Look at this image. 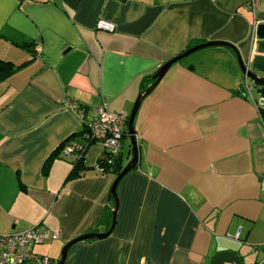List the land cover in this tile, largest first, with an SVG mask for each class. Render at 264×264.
Listing matches in <instances>:
<instances>
[{
    "label": "crops",
    "instance_id": "0c3cea01",
    "mask_svg": "<svg viewBox=\"0 0 264 264\" xmlns=\"http://www.w3.org/2000/svg\"><path fill=\"white\" fill-rule=\"evenodd\" d=\"M246 2L0 0V60L18 67L0 82V235L38 228L32 253L58 264L71 240L107 232L115 177L96 168L101 145L74 179L64 146L50 156L84 144L97 108L129 116L144 78L193 46L224 42L248 60L264 8ZM244 80L227 47L169 68L135 115L111 234L73 245L65 264H264V128Z\"/></svg>",
    "mask_w": 264,
    "mask_h": 264
},
{
    "label": "built area",
    "instance_id": "2783aa9c",
    "mask_svg": "<svg viewBox=\"0 0 264 264\" xmlns=\"http://www.w3.org/2000/svg\"><path fill=\"white\" fill-rule=\"evenodd\" d=\"M246 6L252 12L258 8H264V0H247ZM96 30L112 33L114 28L111 24L98 20L95 25ZM246 95L257 111L258 118L264 128V98L259 100L252 98V90L246 82L243 83ZM78 115L82 116V111L76 107L68 105ZM128 115L123 112H111L105 106L96 109L95 117L85 125V134L83 137L84 144L71 143L62 148L64 156H74L76 159L84 158L88 145L98 143L101 145L103 152L99 157L100 161H106L120 153L121 143L127 133ZM99 170V169H97ZM100 171V170H99ZM101 172V171H100ZM260 187L264 190V175L259 180ZM239 232L235 238H238ZM57 234H53L55 239ZM44 241V235L38 228H31L20 233L0 235V264H53L46 257H40L32 253L31 248L36 244Z\"/></svg>",
    "mask_w": 264,
    "mask_h": 264
},
{
    "label": "water",
    "instance_id": "95a60500",
    "mask_svg": "<svg viewBox=\"0 0 264 264\" xmlns=\"http://www.w3.org/2000/svg\"><path fill=\"white\" fill-rule=\"evenodd\" d=\"M209 47L231 48L236 54L237 65H238V68L241 74L248 81L252 83L253 88H259L257 92L264 98V25L263 24L258 25L255 29V40L253 41L252 46H251V49L254 51V54L251 55L246 61H243L241 59L237 50L230 44H227L224 42H207V43L196 45V46H193L187 49L183 53L173 57L172 59L167 61L165 64L160 66L158 70L154 73V75L152 76V79L154 82L150 86H148L146 89H144L142 92L139 93L131 109V112L128 116L126 136L128 137L129 144L131 146L132 157L130 161L123 167L119 175L114 179L111 185V188L109 190V196L113 199V202H114V208L111 212L112 221H111V225L109 229L105 233L84 234L68 242L61 250L60 259L58 261V264H65L68 250L73 245L79 242L87 241V240H102V239L107 238L111 234L115 226L116 212L118 208V199L116 196L117 185L121 181V179L135 167L136 160H137L135 132L133 129V122H134V118L138 111L141 101L143 100V98L148 96L153 91V89L158 85V83L161 81V79L164 77V75L167 73V71L173 64L179 62L183 58L189 56L190 54L196 51L209 48Z\"/></svg>",
    "mask_w": 264,
    "mask_h": 264
},
{
    "label": "trees",
    "instance_id": "16d2710c",
    "mask_svg": "<svg viewBox=\"0 0 264 264\" xmlns=\"http://www.w3.org/2000/svg\"><path fill=\"white\" fill-rule=\"evenodd\" d=\"M18 67H16L14 64L10 62H6L3 60H0V82L8 79L12 74L15 73ZM152 76L144 78V81L142 82L141 86V92L146 88V85L149 83H153ZM68 141L61 143L59 148L50 156V158H56L57 154L59 152V149H61L63 146L67 144ZM131 146H129L128 153L131 154ZM83 163V158L81 159H76L72 163V169L69 175V179H74L79 177L83 170L85 169L82 165ZM124 164H123V159L121 153L117 154L116 156L112 157L111 159L108 160V163L106 161H100V158L98 159L96 168L101 171L103 174H111L115 178L119 175L121 170L123 169Z\"/></svg>",
    "mask_w": 264,
    "mask_h": 264
},
{
    "label": "rangeland",
    "instance_id": "374dc122",
    "mask_svg": "<svg viewBox=\"0 0 264 264\" xmlns=\"http://www.w3.org/2000/svg\"><path fill=\"white\" fill-rule=\"evenodd\" d=\"M249 85H251V82H249ZM259 88H256V89H254V93L255 94H257V90H258Z\"/></svg>",
    "mask_w": 264,
    "mask_h": 264
}]
</instances>
